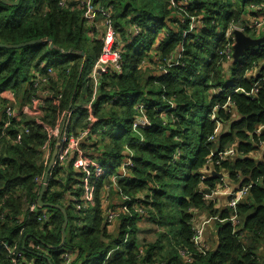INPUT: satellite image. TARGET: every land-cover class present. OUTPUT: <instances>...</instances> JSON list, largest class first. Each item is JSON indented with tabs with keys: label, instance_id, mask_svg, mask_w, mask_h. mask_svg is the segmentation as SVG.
<instances>
[{
	"label": "trees",
	"instance_id": "16d2710c",
	"mask_svg": "<svg viewBox=\"0 0 264 264\" xmlns=\"http://www.w3.org/2000/svg\"><path fill=\"white\" fill-rule=\"evenodd\" d=\"M91 1L111 8L112 28L124 42L121 71L95 82L89 74L104 47L97 32H104L90 31L78 0L0 3V43L49 39L55 46L0 47V264L11 263L13 247L23 253L16 264H61L62 249L73 255L70 264H264V129L255 134L264 125V43L247 47L236 61L220 54L228 26L254 16L264 0H189L188 14L201 23L184 38L190 17L170 0ZM42 63L57 79L32 88V70ZM255 82L253 96L235 91L249 92ZM36 97L43 99L40 108L31 100ZM10 103L19 113L4 126ZM139 105L149 127L134 129ZM68 117L74 135L86 131L83 153L96 161L76 171L75 156L63 163L56 158L51 168L42 199L64 207L68 216L65 244L55 249L48 246L61 243L62 212L45 208L51 217L39 220L29 207L37 205ZM218 123L215 139H208ZM231 147L234 155L220 159L217 153ZM126 149L132 166L116 183L129 199L104 209L100 191L114 190L111 178L119 174ZM109 156L116 161L114 173L98 181L96 170ZM214 173H223L233 188L252 185L236 208L237 227L226 220L232 212L224 197H204L220 182ZM85 182L97 187L94 205L81 198ZM122 203L130 205L131 216L119 213L109 232L107 217ZM203 217L223 220L206 224V250L193 241ZM141 221L157 226L154 241L140 239ZM108 250L109 259L101 263Z\"/></svg>",
	"mask_w": 264,
	"mask_h": 264
},
{
	"label": "built area",
	"instance_id": "2783aa9c",
	"mask_svg": "<svg viewBox=\"0 0 264 264\" xmlns=\"http://www.w3.org/2000/svg\"><path fill=\"white\" fill-rule=\"evenodd\" d=\"M78 4L80 7L84 9V17L87 22V26L90 28L91 31V24L93 21L96 24H100L103 27L104 33H103V52L102 54L96 59L94 62L91 72L89 74V77L93 82L97 80V77L102 74H107L109 71H113L116 73H119L122 69V52H123V45L124 42L120 38V35L115 32L112 28V10L111 8H104L102 6H97L93 5L91 0H78ZM171 4L180 10V13H182L184 16L190 17V25L189 28H186L182 32L183 38L187 34V32L191 31L194 27L199 25L201 23L200 20L195 21L187 12V4L189 0H170ZM63 1L60 2V5H63ZM254 10V16L250 17L247 19L244 23H235V24H230L228 28L224 32V37L226 43L224 44L222 50L220 51V54L224 56V59L226 61H229L230 57L232 56L233 52V44H234V35L233 31L234 30H240V31H245L246 29L257 33L258 35L261 34V32H264V4L261 5L260 7H256L253 9ZM175 63L169 64L173 65ZM160 68L163 70L164 73H167V70L164 66H160ZM49 77H55V72L53 71L52 68H46L45 65L42 63L39 67L36 69L32 70V78L30 80V87H34L36 89L42 88L45 85L48 84ZM57 78L55 77L53 80H56ZM261 80L264 81V78H261ZM258 82H255L254 85L252 86L251 90L249 92H245L244 90L238 88L235 89V91H242L246 95L253 96L256 94L258 91L257 87ZM48 91H43L41 93V97H45L46 93ZM10 95L12 96L13 94L10 92ZM41 97H36V98H31L32 102L34 101V104H36L37 108H40L43 106V99ZM139 109L141 110V115L140 117L134 122L133 128L136 129L140 126L142 127H149V121L143 114V106L139 105ZM19 110L14 108L12 106V103L7 105L4 109V115H5V121H4V126H7L9 124L10 118L15 119L16 116H18ZM214 118V116H212ZM70 120L69 117L67 118V122L64 124V129L65 132L59 138V147H58V154L57 157L60 163H63L66 161L70 155V153L74 150V148L77 146L79 140H87L88 137H86V131H81L78 132L77 135H74L73 132L70 129ZM264 129V125L259 126L255 130V134H260L261 130ZM220 130L219 128V123L217 125V128L215 129V132L212 136H210L208 139L214 140L218 131ZM259 146L261 148H264V141L259 143ZM126 158L123 160L120 168L118 169L117 175L112 176L111 181L113 185V189L117 190L118 192L120 191L116 180L123 178V176L126 174L127 169L132 166V160L131 156L132 153L129 149L125 150ZM218 156H220V159H226L229 157H232L234 155V148H227L224 152L217 153ZM257 154H251V157H255ZM79 159H83L80 163H76L74 169L76 171H86L89 169V167L94 164V159L88 158V157H82V154H80ZM56 162V161H55ZM55 164V163H54ZM54 166V165H53ZM211 172H214L212 168ZM98 173H96L97 176ZM223 174V173H221ZM220 179V182L216 184V187L214 190L207 191L205 190L204 197L206 199H212L214 196H221L225 198V206L229 208L232 212L231 216L226 219L231 222L232 226L237 227L238 226V219L236 216V208L240 202L246 198L248 195L249 189L252 186L251 183H247L244 185L239 186L238 188H233L230 186L228 180L226 177L223 176ZM86 183V182H85ZM90 186H94V183L91 185L90 183H86L84 185V192L81 198L85 200L91 199L90 196ZM94 188V187H93ZM92 188V190H93ZM107 190V188H106ZM120 196H122L123 201L128 200L129 198L126 195H122V192H119ZM86 201V200H85ZM134 208H136V211L139 213H142L138 209V205H133ZM38 205L32 204L29 209L31 213H34L37 215V219L39 220H46L48 221L49 218L51 217L50 213L45 209L42 212L37 211ZM120 214H128L131 216V211H130V205L122 203L116 211H112L108 217L107 220L109 223L114 222L113 220L116 219V217ZM211 220H218L219 222H223V220L218 219L217 217L214 218H202L200 219L199 224L196 225L195 228V236L193 238L194 243L202 250H206L207 246L203 244V236H204V230L206 224H208ZM235 230V229H234ZM127 237V235H126ZM36 249H40L39 246H35ZM12 253V259L10 264H16L18 260L23 259V253L21 251H18L16 247H13L10 249ZM113 250H108L106 255L104 256L103 260L101 263H105ZM60 256L59 259L62 260L61 264H70V261L73 258V255L68 251L62 249L60 251Z\"/></svg>",
	"mask_w": 264,
	"mask_h": 264
},
{
	"label": "water",
	"instance_id": "95a60500",
	"mask_svg": "<svg viewBox=\"0 0 264 264\" xmlns=\"http://www.w3.org/2000/svg\"><path fill=\"white\" fill-rule=\"evenodd\" d=\"M19 2H20V0H0V3L6 4V5H17ZM233 35H234V41H235L233 44V52H232L233 61L238 60L242 56L244 50L247 47L256 46V45L264 43V37L253 38V37L247 35L246 33H244L243 31H240V30H234ZM45 42L49 43L50 49L55 47L54 44L49 39H45V40L38 39V40H32V41H28V42H24V43H19V44L0 43V47L1 48H7V49H16V48L24 47L27 45H33L36 43H45ZM81 55L83 56V61H84L85 60L84 52L81 51ZM70 106H71V104L69 105V107ZM58 146H59V142H57V144H56V146H55V148H54V150L50 156L46 171H45L43 179H42V185H41V189L39 192V196L37 199V205L39 208H56V209L60 210L63 214V223H62V227H61V243L56 247L48 246L49 248H55V249L62 248L65 244L66 227L68 224V216H67V213H66V210L64 207H62L60 205H54V204L46 203L43 201L42 198H43V194L45 191L46 183L48 181L49 173H50L51 168L53 167V165L55 163V160H56V157L58 154ZM214 174H216V176L218 178H221L223 176V174H221V173H214ZM48 261H49V259H48Z\"/></svg>",
	"mask_w": 264,
	"mask_h": 264
},
{
	"label": "rangeland",
	"instance_id": "374dc122",
	"mask_svg": "<svg viewBox=\"0 0 264 264\" xmlns=\"http://www.w3.org/2000/svg\"><path fill=\"white\" fill-rule=\"evenodd\" d=\"M256 35L258 36L257 33H256ZM206 111H207V108L206 107L203 108V110L201 112L202 117L204 116ZM200 124H201V122L198 123V127L195 130V134H196L195 136H197L199 134V125ZM70 129H71V124H70ZM111 152H113V150ZM254 153L257 154L256 151L253 152V154ZM114 163L116 164V161H115L114 157L113 156H109L108 163H106L104 166L99 167L96 170V172L98 173L97 174L98 181L100 179L107 178L108 176H110V175H112L114 173V167H113ZM86 183H84L83 185H86ZM106 188H107L106 192H109L110 191V187L106 186ZM96 190H97V187L94 186V188H93L94 193L96 192ZM108 198H109V202L111 204L121 203L123 201L122 196H120V194H119V192L117 190L110 191L109 192V196L104 198L105 201H108ZM43 210L44 209H41V208L37 209L38 213L42 212ZM140 211L142 212V214L144 213V209L143 208ZM91 219L93 220V216H91ZM113 221L114 222L112 224L108 225V227H107L109 232H112V231L115 230V224H116V222L118 220L114 219ZM116 225H118V224H116ZM137 230H138V235L140 236V239L143 240V241L145 240L147 242H152L157 237L156 232H157L158 228L152 222H149V221H147V222H144V221L139 222V226H138ZM99 259H100V257L96 258V260H99ZM90 261H91V263H94V257Z\"/></svg>",
	"mask_w": 264,
	"mask_h": 264
},
{
	"label": "crops",
	"instance_id": "0c3cea01",
	"mask_svg": "<svg viewBox=\"0 0 264 264\" xmlns=\"http://www.w3.org/2000/svg\"><path fill=\"white\" fill-rule=\"evenodd\" d=\"M91 24V31H92V29L94 28V32H97V31H95V30H102L103 32H104V30H103V27H102V25H100V24H96L94 21L92 22V23H90ZM98 33V37H102L103 35L102 34H100L99 32H97ZM84 143V140H79L78 141V144H77V146L74 148V150L70 153V155H69V157H68V161L69 160H72V158L75 156V159H74V165H73V167H75V164L78 162V163H80L83 159L81 158V159H79V155H77V154H82L83 153V151H84V149L82 148V144ZM84 154V153H83ZM82 157L84 158V157H88V158H91V157H93V156H86L85 154L84 155H82ZM94 186H90V196H91V199L89 198V199H87V198H85V200L87 201V202H89V204H93L94 205V191L92 190V188H93ZM111 191V190H110ZM109 191V192H110ZM109 192H106V188H104V191L103 192H101L100 191V205L104 208V209H106V207H107V205H108V203H109V200L108 201H105V199L104 198H106V197H108L109 196ZM93 205H91V207L93 206ZM113 223V222H112Z\"/></svg>",
	"mask_w": 264,
	"mask_h": 264
}]
</instances>
